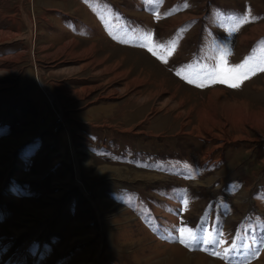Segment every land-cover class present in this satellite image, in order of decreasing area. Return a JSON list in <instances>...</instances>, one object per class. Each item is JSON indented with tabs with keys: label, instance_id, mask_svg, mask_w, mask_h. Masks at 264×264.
<instances>
[{
	"label": "rangeland",
	"instance_id": "374dc122",
	"mask_svg": "<svg viewBox=\"0 0 264 264\" xmlns=\"http://www.w3.org/2000/svg\"><path fill=\"white\" fill-rule=\"evenodd\" d=\"M259 12L0 0V264H264Z\"/></svg>",
	"mask_w": 264,
	"mask_h": 264
},
{
	"label": "crops",
	"instance_id": "0c3cea01",
	"mask_svg": "<svg viewBox=\"0 0 264 264\" xmlns=\"http://www.w3.org/2000/svg\"><path fill=\"white\" fill-rule=\"evenodd\" d=\"M263 1L264 0H260L261 3ZM261 14L262 13H260V12L257 13V18L255 20H251L250 22H248L249 23L248 25H250L249 27H251V29H253L255 27H258V26H261L262 24H264V19H263V16H261ZM240 17H241V15H240ZM240 26H241V24H240ZM246 28H247V26L245 27V29ZM245 29H244V27L241 29V36H242L243 33L248 32V30H250V29H247L246 31H244ZM257 40H256V44L254 46L255 50L252 51L249 55H248V53H245V54L247 55V57H249V60L251 59V62H252L253 58H254V60H255V58L257 59L256 60V64H255V69H256L255 71H256L257 75H256L255 79L257 80L258 78H260L261 80H263L264 79V70H261V69H264V33L260 34L258 36ZM250 49H251V47H250ZM242 63L244 65V55L242 56ZM249 66H251V65H249ZM249 66L246 67L247 70H248ZM251 67H253V66H251ZM250 83H251V81H250ZM262 85H264L263 82H262ZM262 90H264V89H262ZM55 101L57 102L56 99H55ZM257 105L263 106L264 104H262V103L258 104L257 103Z\"/></svg>",
	"mask_w": 264,
	"mask_h": 264
},
{
	"label": "snow or ice",
	"instance_id": "6c2138e0",
	"mask_svg": "<svg viewBox=\"0 0 264 264\" xmlns=\"http://www.w3.org/2000/svg\"><path fill=\"white\" fill-rule=\"evenodd\" d=\"M149 51H152V48H149ZM153 54L155 55V53H153ZM161 59H164V57H161ZM220 59L223 62L224 57L221 56ZM240 67H243V65H241ZM261 70H264V69H261ZM229 71H234V70L233 69H229ZM177 75H180V73L178 72ZM246 78H247V76L245 75V76L238 77L237 79L238 80H242V79H246ZM218 82L219 83H222V84H229V86H231V87H238L239 86L238 82H235V81L226 79L223 76H221V77L218 78ZM186 203H187V201H185V204ZM179 231H180L182 237H183V235L185 233H187L188 236H189V238L195 239V237L192 235L190 229L180 228ZM181 243H185V240L183 238L181 239ZM217 243H219V242H217ZM225 251L227 252V250H225ZM216 254L219 255V253H216Z\"/></svg>",
	"mask_w": 264,
	"mask_h": 264
}]
</instances>
